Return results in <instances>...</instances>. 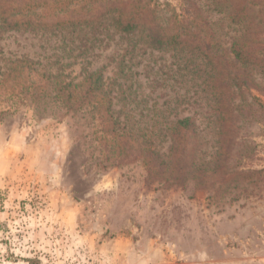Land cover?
Instances as JSON below:
<instances>
[{
	"label": "rangeland",
	"instance_id": "374dc122",
	"mask_svg": "<svg viewBox=\"0 0 264 264\" xmlns=\"http://www.w3.org/2000/svg\"><path fill=\"white\" fill-rule=\"evenodd\" d=\"M154 1L176 10L181 2ZM191 2L204 7L210 0ZM206 14L223 28L219 37L227 48L229 24ZM89 31L64 30L71 34L63 42L12 32L0 40V58L28 56L50 73L61 62L79 79L72 62L79 35ZM110 37L94 51L90 70L105 80L118 133L156 150L167 165L152 169L142 159L121 158V141L103 132L94 107L67 113L49 89L3 104L0 264H264L260 102L249 96L233 102L232 157L222 175L212 174L218 114L208 65L187 49L152 48L144 34ZM261 47L264 53V33ZM184 116L202 122L194 167L207 170V179L192 174L177 181L167 159L170 123Z\"/></svg>",
	"mask_w": 264,
	"mask_h": 264
},
{
	"label": "trees",
	"instance_id": "16d2710c",
	"mask_svg": "<svg viewBox=\"0 0 264 264\" xmlns=\"http://www.w3.org/2000/svg\"><path fill=\"white\" fill-rule=\"evenodd\" d=\"M204 7L191 0H181L177 10L154 0H0V40L16 32L46 40L53 37L63 42L66 35L71 34H63L64 30L89 28L91 31L79 35V52L72 62L80 67L79 79L70 78L65 73L69 65L61 62H57V69L50 73L28 56H1L0 106L26 94L40 95L49 89L53 99L67 113L76 114L85 107H94L103 132L121 141V158L142 159L147 167L161 169L167 165V160L164 161L159 152L134 146L135 140L118 133V122L112 118L106 97L105 80L100 71L90 70L94 51L103 44L107 46L110 35L127 38L144 34L152 48L187 49L197 53L208 65L207 86L212 91L218 114L216 171L212 174L222 175L225 163L232 157L236 138L233 102L237 97L246 101L247 96L260 102L258 106L264 121V104L254 95L264 98L261 47L264 0H210ZM206 12L222 15L229 24L232 34L227 48L219 37V30L223 28L210 22ZM254 74L258 75V80ZM200 124L192 116L175 117L170 123L167 159L174 167L177 181L184 182L192 174L202 180L208 175L207 170L194 167L196 155L201 151L203 129ZM130 147L137 148V152L132 153Z\"/></svg>",
	"mask_w": 264,
	"mask_h": 264
},
{
	"label": "built area",
	"instance_id": "2783aa9c",
	"mask_svg": "<svg viewBox=\"0 0 264 264\" xmlns=\"http://www.w3.org/2000/svg\"><path fill=\"white\" fill-rule=\"evenodd\" d=\"M3 209L2 195L0 194V211Z\"/></svg>",
	"mask_w": 264,
	"mask_h": 264
}]
</instances>
